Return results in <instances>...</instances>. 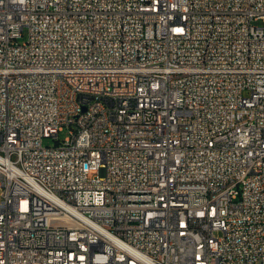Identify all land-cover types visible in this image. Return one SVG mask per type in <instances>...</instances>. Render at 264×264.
<instances>
[{
  "label": "built area",
  "instance_id": "2783aa9c",
  "mask_svg": "<svg viewBox=\"0 0 264 264\" xmlns=\"http://www.w3.org/2000/svg\"><path fill=\"white\" fill-rule=\"evenodd\" d=\"M0 264H264V0H0Z\"/></svg>",
  "mask_w": 264,
  "mask_h": 264
},
{
  "label": "rangeland",
  "instance_id": "374dc122",
  "mask_svg": "<svg viewBox=\"0 0 264 264\" xmlns=\"http://www.w3.org/2000/svg\"><path fill=\"white\" fill-rule=\"evenodd\" d=\"M69 132L68 129H64L63 131H61L59 133L58 139L54 138V137H49V138H45L44 139V145L48 146V145H55L58 141H63L67 136H68Z\"/></svg>",
  "mask_w": 264,
  "mask_h": 264
},
{
  "label": "bare ground",
  "instance_id": "6f19581e",
  "mask_svg": "<svg viewBox=\"0 0 264 264\" xmlns=\"http://www.w3.org/2000/svg\"><path fill=\"white\" fill-rule=\"evenodd\" d=\"M237 151H244V144H237ZM228 153H235V139H228Z\"/></svg>",
  "mask_w": 264,
  "mask_h": 264
}]
</instances>
